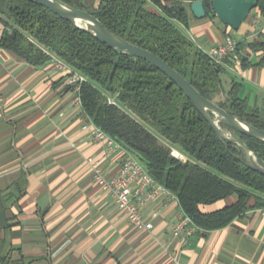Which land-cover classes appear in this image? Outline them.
Here are the masks:
<instances>
[{
	"label": "trees",
	"instance_id": "trees-1",
	"mask_svg": "<svg viewBox=\"0 0 264 264\" xmlns=\"http://www.w3.org/2000/svg\"><path fill=\"white\" fill-rule=\"evenodd\" d=\"M62 1L89 11L113 33L156 53L206 98L264 129L261 107L243 94L244 82L229 70L237 63L243 70L264 67V36L251 41L246 36L238 41L232 58L216 64L188 33L191 3L196 0ZM204 3L205 18H216L212 0ZM253 10L264 17V0ZM0 21V47L35 66L58 56L86 77L80 90L82 113L141 156L135 155L178 198L198 233L206 235L250 210L264 209V174L248 167L242 151L221 140L193 102L156 66L116 51L34 0H0ZM230 74L226 87L224 75ZM238 134L264 159L263 141ZM173 149L188 159L175 156ZM233 196L235 201L221 208L203 209ZM0 264L24 263L14 259L0 240Z\"/></svg>",
	"mask_w": 264,
	"mask_h": 264
},
{
	"label": "crops",
	"instance_id": "crops-1",
	"mask_svg": "<svg viewBox=\"0 0 264 264\" xmlns=\"http://www.w3.org/2000/svg\"><path fill=\"white\" fill-rule=\"evenodd\" d=\"M261 21L264 25V17ZM2 30L0 21V36ZM249 30L245 23L235 32L217 17L198 19L192 13L188 33L208 50L225 32L242 40ZM230 73L254 86L258 105L264 67ZM64 76L51 62L35 66L0 47V240L14 259L24 264H264V209L182 241L172 233L179 200L162 196L144 208L153 229L135 228L97 183L89 162L99 160L103 175L110 177L127 150L109 153L107 143L83 129L89 120ZM235 199L203 209L213 211Z\"/></svg>",
	"mask_w": 264,
	"mask_h": 264
},
{
	"label": "water",
	"instance_id": "water-1",
	"mask_svg": "<svg viewBox=\"0 0 264 264\" xmlns=\"http://www.w3.org/2000/svg\"><path fill=\"white\" fill-rule=\"evenodd\" d=\"M49 8L61 18L92 34L100 42L115 48L118 52L130 53L142 58L160 69L184 92L198 111L208 121L217 136L224 141L233 142L244 155V162L250 168L264 174V159L251 149L238 134H245L264 142V129L229 113L202 93L178 70L154 52L135 45L110 31L101 20L87 10L76 8L62 0H34ZM259 0H212V10L225 25L237 31L248 20L250 13L258 6ZM191 11L198 19L207 15L204 0L191 3ZM126 150L141 158L135 151L119 142Z\"/></svg>",
	"mask_w": 264,
	"mask_h": 264
},
{
	"label": "built area",
	"instance_id": "built-area-1",
	"mask_svg": "<svg viewBox=\"0 0 264 264\" xmlns=\"http://www.w3.org/2000/svg\"><path fill=\"white\" fill-rule=\"evenodd\" d=\"M249 31L252 35L257 32H264V25L260 24L257 16L253 19ZM237 44L238 40L233 35H227L223 41L211 46L206 52L216 64H224L227 58H232ZM51 63L55 69L65 74L66 84L72 87L75 94V104L81 107L80 90L86 77L58 56L52 55ZM83 129L89 130L95 140L107 143L109 153L116 152L120 148L125 149L116 139L110 137L91 121L84 124ZM89 162L92 164L97 183L111 193L129 222L139 230H151L154 227L144 214V208L150 202L162 196L166 198L176 197L164 184L157 182L147 172L143 162L131 153L126 152L122 156L118 172L110 177L103 175L99 160L90 159ZM197 230L198 228L192 218L180 207L175 214L173 235L182 241H187Z\"/></svg>",
	"mask_w": 264,
	"mask_h": 264
},
{
	"label": "rangeland",
	"instance_id": "rangeland-1",
	"mask_svg": "<svg viewBox=\"0 0 264 264\" xmlns=\"http://www.w3.org/2000/svg\"><path fill=\"white\" fill-rule=\"evenodd\" d=\"M256 17V14H255V10H252V12L250 13V16H249V18H248V20L245 22L246 24H248V25H251L252 24V22H253V19ZM257 18L259 19V21L261 22V24H262V21H261V18H263L262 16L261 17H259V16H257ZM220 23H222L221 21H220ZM244 23V24H245ZM233 31H235V30H233ZM236 32V31H235ZM260 35H262V36H264V32H262L261 34H260V32H257V33H255V34H250V31L247 33V39L248 40H254L255 38H259L260 37ZM234 36V35H233ZM234 38H236V40H241V38L239 39V37L237 38V37H235L234 36ZM241 69V66H240V64L239 63H237V64H235V65H232L231 66V68H230V70H232V72H235L236 74H237V72L239 71ZM230 75H224V80H225V86L226 87H228L229 86V83H227V79L228 78H230L229 77ZM240 78H242L241 76H239ZM254 86H251V85H249L247 82H245V87H244V95H245V93H247L248 95H250L251 97H250V99H251V103L252 104H254L255 103V96H256V93H257V91H256V89H254L253 88ZM258 106L259 107H261V109H262V113L264 114V97L262 96V98H260L259 100H258ZM166 144H169V142H167V141H164Z\"/></svg>",
	"mask_w": 264,
	"mask_h": 264
},
{
	"label": "bare ground",
	"instance_id": "bare-ground-1",
	"mask_svg": "<svg viewBox=\"0 0 264 264\" xmlns=\"http://www.w3.org/2000/svg\"><path fill=\"white\" fill-rule=\"evenodd\" d=\"M173 150H174V149H173ZM174 153H175L176 155H178V154H179V153H178V151H174ZM174 153H173V154H174ZM181 154H182V153H181ZM180 157H181V156H180Z\"/></svg>",
	"mask_w": 264,
	"mask_h": 264
}]
</instances>
